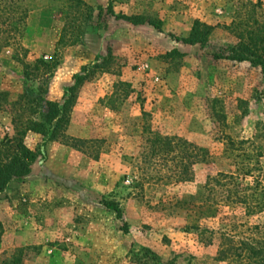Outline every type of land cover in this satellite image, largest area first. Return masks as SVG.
Instances as JSON below:
<instances>
[{"label": "rangeland", "instance_id": "rangeland-1", "mask_svg": "<svg viewBox=\"0 0 264 264\" xmlns=\"http://www.w3.org/2000/svg\"><path fill=\"white\" fill-rule=\"evenodd\" d=\"M83 1L90 20L70 0H24V35L0 52V142L23 111V48L29 63L58 54L45 98L59 102L75 74L109 58L80 86L64 135L24 136L41 153L0 191V264H230L224 231L264 239V210L239 198L264 188V67L227 57L231 24L250 2L263 24L264 0ZM196 19L217 25L208 42L178 41Z\"/></svg>", "mask_w": 264, "mask_h": 264}, {"label": "trees", "instance_id": "trees-1", "mask_svg": "<svg viewBox=\"0 0 264 264\" xmlns=\"http://www.w3.org/2000/svg\"><path fill=\"white\" fill-rule=\"evenodd\" d=\"M114 0H109V8L112 9ZM76 8L82 9L86 6L87 20L93 16L92 7L83 0H70ZM252 10L246 19H241L239 22H234L232 28L238 34L239 41L231 48V54L228 58L235 61H249L253 65L264 67V23L258 25V20L255 16V8L261 3L250 2ZM30 14V9L24 4V0H0V52L5 48L10 47L12 39L21 38L24 35L26 22ZM80 14H83L80 12ZM119 17V16H118ZM120 18L131 21L134 24H144L145 22L154 25L160 31L159 24L152 20H148L142 16L121 15ZM250 18L255 20L256 25H249ZM217 25L210 24L200 19H196L187 37H176L178 41L185 44H201L205 45L211 33ZM231 27V26H229ZM69 29L65 24L60 40H64ZM82 34V33H81ZM80 33L78 35H81ZM22 50V49H21ZM24 53H19L15 57L23 63L24 77L29 82L20 93L17 103L23 108L20 117L18 118V126H16V134L13 137L6 136L0 142V191H3L14 180L27 175L31 170L32 162L41 153L31 149L24 141V136L29 131L37 132L47 137L48 139H56L64 135V131L70 120L72 108L75 104L78 90L83 82L91 76L98 68H105L109 58L104 59L101 63L92 64L83 67L80 73L73 76V82L66 89V96L63 102L45 98L48 92L50 79L53 77L56 68L59 65V57L56 53L50 57L45 54L29 63L24 61ZM178 52L174 49L168 53L171 55ZM91 65V66H92ZM26 116L24 117V115ZM236 168L232 173H226V178L235 179V172L239 175L243 173L250 174V170L246 168ZM246 170V171H245ZM250 189V192L249 190ZM248 190V191H247ZM245 195H240V201L243 202L247 212L255 213L264 210V188L259 184L255 187L246 186ZM229 196L232 197V191H229ZM108 208L116 211L119 217H122L123 212L121 207L112 200H106L104 203ZM216 213V208L212 209ZM127 230V224L124 225ZM256 226H248L247 230L254 232ZM147 252L152 256H156L155 252L147 249ZM219 255L223 258H228L230 264H264V239L255 237L253 234L240 235L236 239L232 233L223 232L222 243L220 246Z\"/></svg>", "mask_w": 264, "mask_h": 264}]
</instances>
